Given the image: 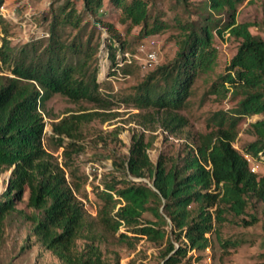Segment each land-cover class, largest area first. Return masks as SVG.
<instances>
[{
	"label": "trees",
	"instance_id": "16d2710c",
	"mask_svg": "<svg viewBox=\"0 0 264 264\" xmlns=\"http://www.w3.org/2000/svg\"><path fill=\"white\" fill-rule=\"evenodd\" d=\"M245 1L202 0L197 20L178 23L180 48L175 60L150 73L134 97L140 108L186 107L193 78L208 71L217 59L215 36L228 31L240 44L227 67L228 74L214 88L231 93L236 107L216 114V129L200 135V142L181 162L161 156L154 164L147 152L151 143L145 142L143 134H136L129 156L117 166L127 177L150 178L153 186L125 179L106 184L97 196L98 222L113 234L127 228L150 241L164 242V264H177L191 251H206L211 243L207 235H218L217 227L228 215L246 214L252 200L264 203V175L254 172L250 164L251 159L264 163V119L249 124L255 140L245 147V153L234 146L240 122L264 115V39L251 32V23L236 22L238 7ZM84 2L86 11L93 14L103 5V0ZM110 7L120 9L123 20L131 25L142 26L144 35L156 34L164 26L153 18L144 0H110ZM61 24L78 28L81 20L74 10L55 16L49 29L51 39L43 52L42 42L26 45L17 55L8 45L0 48L3 64L13 66V77H0V175L12 170L9 189L0 201V237L16 200L28 193L26 206L32 212L26 218L47 250L64 264H107L95 245L97 235L85 234L91 225L76 197L78 188L66 183L63 170L52 166L42 146V100L56 93L97 100V73L85 79L94 56L90 42L85 51L82 42H65L59 32ZM104 25L113 32L111 25ZM111 50L117 67L112 44L107 48ZM76 125L73 117L53 125L60 146L65 138H79ZM184 125L180 120L168 123L167 128L174 131ZM67 146L76 145L70 142ZM147 212L156 220L143 223ZM168 219L170 233L164 229L170 225ZM254 222L244 221L247 226ZM81 237L91 240L83 251L77 248ZM119 239L130 237L120 233ZM176 242H180L179 247Z\"/></svg>",
	"mask_w": 264,
	"mask_h": 264
},
{
	"label": "rangeland",
	"instance_id": "374dc122",
	"mask_svg": "<svg viewBox=\"0 0 264 264\" xmlns=\"http://www.w3.org/2000/svg\"><path fill=\"white\" fill-rule=\"evenodd\" d=\"M132 1L125 0L126 3ZM144 1L153 18L164 25L153 35H144L142 26L123 20L121 10L110 7V0H103L95 14L86 11L84 0H4L0 4V48L8 45L16 55L35 42H42L40 52H43L51 39L49 29L55 16L62 17L74 10L80 17L78 28L61 24L59 32L67 43L82 42L83 51L90 42V54L94 56L89 61L85 79L97 73V100L70 98L60 93L42 100L40 110L45 123L42 146L49 153L52 166L63 170L66 183L78 188L76 197L91 225V230H86L85 234L97 235L95 245L107 264H164V242L150 241L127 228L113 234L97 219L100 205L97 196L106 184L127 179L153 186L150 178L127 177L117 166L129 156L134 136L143 134L145 142L151 143L147 152L154 164L161 156L181 162L200 142V135L216 129L215 115L222 111L229 113L237 104L231 93L214 88L228 74L227 67L240 44L226 31L224 36H215L217 59L208 71L193 78L186 107L146 109L137 106L134 97L139 85L150 73L175 60L180 48L178 23L197 20L202 0ZM236 22L251 23V32L264 39V0L243 2L238 7ZM104 23L111 25L113 32ZM110 44L116 54L117 67L111 57L113 50L107 51ZM12 69L13 66L4 65L0 57V77H13ZM69 117L77 124L79 138H65L60 146L53 125ZM262 119L264 115H254L238 125L234 146L242 153L255 140L248 131L249 124ZM180 120H184V126L174 131L167 128L168 123L177 124ZM70 142H75L76 146H67ZM250 164L254 172L264 175V163L251 159ZM11 175L12 170L0 175V201L9 189ZM27 198L28 193H25L16 200L15 210L5 222L0 237V264H64L34 234L26 218L32 212L26 206ZM227 217L228 220L217 227L218 235H207L211 243L206 251L188 252L177 264H264V203L252 200L246 214ZM253 219L252 225H245L244 221ZM155 220L150 212L143 216V223ZM168 222L170 225L164 229L170 233L172 224L169 219ZM120 233L128 234L130 239L120 240ZM90 242L85 237L79 238L78 250H85ZM179 244L176 242L177 247Z\"/></svg>",
	"mask_w": 264,
	"mask_h": 264
}]
</instances>
